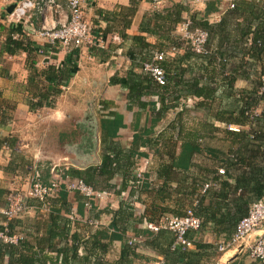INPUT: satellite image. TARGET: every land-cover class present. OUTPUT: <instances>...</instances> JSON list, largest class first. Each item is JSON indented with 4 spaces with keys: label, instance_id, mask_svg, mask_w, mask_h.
Returning a JSON list of instances; mask_svg holds the SVG:
<instances>
[{
    "label": "crops",
    "instance_id": "1",
    "mask_svg": "<svg viewBox=\"0 0 264 264\" xmlns=\"http://www.w3.org/2000/svg\"><path fill=\"white\" fill-rule=\"evenodd\" d=\"M55 1L67 14L68 0ZM233 1L236 0H82L85 22L93 30L107 29L108 33L103 45L96 47V50L82 47L76 51L75 58L71 57L74 64L70 74L65 81L61 78L62 83L56 79L58 76H55V73H51L50 77L47 71L49 68L55 71L65 70L70 66L65 64L70 55L61 49L56 53L48 52L46 40L38 35L44 18L48 24L57 22L59 17L56 13L48 12L43 18L37 10H31L20 23L26 37L37 48L32 55L24 51H18L15 55L2 52L7 33L0 31V231L4 226L1 211L5 208V197L10 190L27 192L36 176L45 179L47 183L69 169L83 170L98 166L106 144L101 121L116 115L122 117L123 127L114 141L126 150L131 148L138 133L151 127L152 118L157 116L153 133L148 137L143 136L140 140L138 152L141 155L136 157L133 170L135 176L140 173L154 180L153 187L139 194L129 185L119 196L104 191L100 198L92 202L97 212L96 218L87 210L80 216L77 213L80 206L78 198L73 193H68L71 213L66 216L71 222L70 235L77 233L81 239L87 240L97 230L108 229L111 233L112 229L109 227L113 220L112 213L118 210L121 201L133 203L135 218H141L146 211L151 217H157L161 210L166 212V209L181 212L177 211V203L184 206L199 193V184L196 181L199 182L197 177L203 176V172L198 168L202 164H198L196 158L194 162L198 167L190 169L185 181L182 180L185 175L177 172L173 174L171 186L176 189L171 190L170 197L166 196V193H160L162 181L156 180V170L170 161V155L167 154L169 147L179 152L180 145L186 141L185 133L198 126L200 119L192 115L199 112L203 114V111H198L190 98H181L175 102V109L167 113L163 111L164 113L158 116L156 114L162 109L159 90L153 89L149 94L142 95L140 100L146 106L139 109L137 104L131 105L128 101V91L118 84H111V79L114 76L124 77L130 70L131 62L126 53L133 48L132 38L142 36L149 44L159 43L157 36L144 29L140 30L144 21L154 12L163 16L167 11L173 10V5H181L185 9L180 13L184 20L182 23L175 24L166 20V23L157 22L148 29H170V37L182 38L184 25L189 22L191 14L195 13L198 18H203L208 6L210 12L207 19L210 24H216ZM13 3L14 0H0V25L6 28L15 24L8 17V9ZM122 34L128 39L123 40ZM168 49L169 54H166V57H173L176 52H172L170 46ZM135 72L139 74V71ZM236 86L242 88L244 83L240 81ZM56 92L58 94H55ZM31 101L35 103L33 110L29 107ZM179 121L182 126L180 136L170 137L169 132ZM147 138L154 140L152 146L147 144ZM198 143L217 150H227L230 145L227 138L220 133L199 139ZM112 183L119 189L122 180L118 177ZM205 204H208V201H205ZM34 206L30 204L25 214L8 223L10 235L17 236L19 240L16 244H6L0 239V264H18L16 259L20 254L31 256L33 252H38L37 240L46 233L49 211L46 205L40 209ZM152 207L155 208L154 211H150ZM135 227L141 230L147 227L151 230L145 223H138ZM225 234H216L212 224L208 223L200 231L189 233L193 244L188 251H196L194 243L208 244L212 245L214 250L198 251L199 254L208 256L204 264H259L252 261L247 252L256 237L264 234V226L238 246L220 254L215 246ZM127 238L137 246V257L132 264H164L162 255L148 243L151 239L146 236L135 237L132 230L127 231ZM55 240L56 248L64 250L71 246L69 237L66 240ZM21 242L25 248H21ZM102 242L106 243L107 240L103 238ZM171 242L172 237H167L166 234V250ZM241 245L243 249L239 251ZM121 248L120 241L112 242L104 254L105 260L116 261ZM84 249L81 244L78 256L85 254ZM68 253L71 256V253ZM60 254L59 251L43 253L47 264H53L55 261L60 264ZM174 263L175 261L172 262Z\"/></svg>",
    "mask_w": 264,
    "mask_h": 264
},
{
    "label": "trees",
    "instance_id": "2",
    "mask_svg": "<svg viewBox=\"0 0 264 264\" xmlns=\"http://www.w3.org/2000/svg\"><path fill=\"white\" fill-rule=\"evenodd\" d=\"M18 1L20 0H14V3ZM231 5L233 7H229L220 22L216 24H210L207 19L210 12L208 6L203 18H198L195 13L190 15L188 29L190 31L199 29L208 34V54L205 55L192 52L188 45L183 46L180 37H170V29L158 31L148 29L152 24L166 23V20L175 24L182 23L184 20L180 17V13L185 9L181 5H173V10L167 11L163 16L154 12L144 21V26L142 25L140 30L144 29L149 34L157 36L159 43L149 44L142 36L132 38L133 48L126 53L131 62L130 70L124 77L114 76L111 79V84H118L128 91V101L131 105L137 104L139 109L146 106L140 100L142 95L149 94L153 89L159 90L162 109L156 114L158 116L163 114V111L167 113L175 109L177 107L175 102L181 98H190L195 108L203 111L202 116L198 118L200 120L197 128L185 133L186 141L180 145L179 152L169 147L167 154L170 155V161L156 170V180L162 181L160 193H166V196L170 197L171 192L176 189L171 186L173 174L177 172L185 175L182 179L185 181L190 169L202 164L198 168L203 172V176L197 177L199 182L196 181L199 184V188L197 187L199 193L184 206L177 203V211L181 212L166 209V213L161 210L159 217H151L146 211L141 218H135L133 203L121 201L118 210L112 213L113 220L109 227L112 229L111 233L108 229L97 230L84 240L77 233L70 235L71 222L66 216L71 213L67 199L69 192L64 185H60L53 198L43 202L35 199L27 201L28 207L33 204L37 209L46 205L49 211L48 225L45 235L37 240L38 252H33L31 256L20 254L16 259L18 264H47L46 256L43 255L45 251H59L62 255L60 264H132L137 257L135 252L137 246L127 238L129 230H132L135 237L146 236L151 239L148 243L162 255L164 264H172L174 261V264H202V262L204 264L208 256L199 254L198 251L199 249L214 250L212 245L194 243L196 251L180 248L172 250L174 235L171 231L167 229L153 231L147 227V230H141L135 227L136 224L157 226L171 217H182L188 210H192L201 222L198 231L211 223L216 234L226 233L217 242L215 246L217 251L220 241H228L232 237L236 225L247 215L251 204L259 200L264 201V93L260 91L264 77V0H236ZM0 31L7 33L1 48L2 52L15 55L18 51H24L32 55L37 50L24 34L21 24H12L8 28L0 25ZM91 32L93 36L105 40L108 30L92 29ZM15 35L18 37L14 38ZM121 37L123 40L128 39L125 34ZM167 46L174 48L176 53L174 52L173 57L168 56L164 61L159 62L166 81L165 85L160 86L143 70V66L151 62L157 53L169 54ZM59 49L58 45H47L46 50L56 53ZM90 49L96 50V47L92 46ZM178 50L183 52L179 53ZM75 54L76 51L68 54L70 59L68 57L65 64L70 66L65 70L57 71L49 68L48 76L55 73L60 83H62L61 78L65 81L74 64V59L71 57L75 58ZM136 70L139 74L135 72ZM240 81L244 83V87L237 88L236 85ZM34 106V102H29L30 110H33ZM157 120V116L152 118L151 127L138 133L131 148L126 150L114 141L118 131L123 127L122 117L116 115L113 118H104L101 121V130L105 134L106 144L101 163L83 170L69 169L60 174L61 179H79L98 193L106 191L116 196L124 192L129 185H132L139 194L151 190L154 180L141 174L136 184L137 179L135 173L133 175V170L136 157L141 155L138 152L140 140L143 136L148 137L153 133ZM229 127L238 128V132L230 131ZM181 131L182 126L179 121L169 132L170 137L180 136ZM218 132L230 142L229 149L217 150L198 143L199 139L214 136L219 134ZM147 139V144L152 146L154 140ZM196 158L198 164L194 162ZM218 170H223L224 174H218ZM118 177L122 180L119 189L112 183ZM39 181L49 184L42 178H39ZM209 183H211L210 188L202 193L203 186ZM73 194L80 204L77 213L83 216L84 210H87L84 207L85 200L79 194ZM205 201H208V204H205ZM154 210V207L150 209V211ZM87 212L93 218L97 217L93 205ZM166 234L167 237H172V244L169 243L168 250H166ZM67 237L71 240V246L64 250L56 248L55 239L66 240ZM103 238L107 240L106 243L102 242ZM114 241H120L122 248L119 258L108 262L104 254ZM81 244L85 248V254L78 256L77 252ZM20 246L25 248L23 242Z\"/></svg>",
    "mask_w": 264,
    "mask_h": 264
},
{
    "label": "built area",
    "instance_id": "3",
    "mask_svg": "<svg viewBox=\"0 0 264 264\" xmlns=\"http://www.w3.org/2000/svg\"><path fill=\"white\" fill-rule=\"evenodd\" d=\"M82 0H68L66 11L55 0H20L14 3V8L9 13V18L15 23L20 24L28 16L31 10H37L41 16L46 17L48 12L56 13L59 17L54 24H48L43 20V24L38 31V35L46 40L48 45H58L61 50L68 53L78 51L82 47H100L104 40L100 37L92 35L91 27L85 22L82 13ZM233 5H230L232 8ZM189 22L184 25V34L181 38L183 45H188L190 50L196 54H208L207 39L208 34L202 30L188 29ZM18 36L15 35L14 38ZM175 52V49H171ZM166 59L165 53L155 54L151 62L145 63L143 70L150 74L153 80L160 86L165 85V76L163 69L159 66V62ZM260 91L264 93V77ZM230 131L238 132V128L229 127ZM218 174L223 175V170H218ZM141 178V174H136V184ZM60 185H64L69 193H77L84 200V207L87 210L92 208V201L101 197V193L96 192L91 186L85 184L79 179H61L60 176L53 178L49 184H43L39 181V176L35 177V181L27 192L18 190H10L5 197V208L1 211L4 219L3 230L0 231V239L6 244L18 243L17 236H11L8 230V223L15 218L20 217L28 211L27 201L35 199L45 201L53 198L55 192ZM211 183L205 184L202 193L210 188ZM196 204V201L195 203ZM93 222V221H92ZM201 222L192 210H188L182 217H171L167 221L157 226L149 225L151 230L167 229L174 235V242L171 249L180 248L188 250L192 247V242L188 239L189 232L198 231ZM264 226V201L259 200L251 204L248 213L236 225L235 232L228 241H220L217 245V252L224 253L241 244L253 232ZM248 257L259 264H264V234L256 237L248 248Z\"/></svg>",
    "mask_w": 264,
    "mask_h": 264
},
{
    "label": "water",
    "instance_id": "4",
    "mask_svg": "<svg viewBox=\"0 0 264 264\" xmlns=\"http://www.w3.org/2000/svg\"><path fill=\"white\" fill-rule=\"evenodd\" d=\"M14 8V4L12 6L9 7L8 9V13H10L12 11V9ZM243 249V246L241 245L239 248V251H241Z\"/></svg>",
    "mask_w": 264,
    "mask_h": 264
},
{
    "label": "rangeland",
    "instance_id": "5",
    "mask_svg": "<svg viewBox=\"0 0 264 264\" xmlns=\"http://www.w3.org/2000/svg\"><path fill=\"white\" fill-rule=\"evenodd\" d=\"M13 4H14V3H13ZM201 116H202V113H200V112H199L198 114L196 113V114H193V115H192V117H195V118H197V117L199 118V117H201Z\"/></svg>",
    "mask_w": 264,
    "mask_h": 264
}]
</instances>
